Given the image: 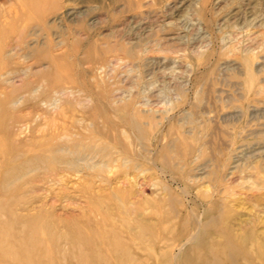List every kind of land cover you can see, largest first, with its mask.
Returning a JSON list of instances; mask_svg holds the SVG:
<instances>
[{
	"label": "rangeland",
	"instance_id": "obj_1",
	"mask_svg": "<svg viewBox=\"0 0 264 264\" xmlns=\"http://www.w3.org/2000/svg\"><path fill=\"white\" fill-rule=\"evenodd\" d=\"M28 1L0 0V140L84 137L134 166L37 177L26 196L60 232L99 221L88 187L101 219L120 194L148 226L184 222L169 264L211 207L264 237V0H47L31 18Z\"/></svg>",
	"mask_w": 264,
	"mask_h": 264
},
{
	"label": "bare ground",
	"instance_id": "obj_2",
	"mask_svg": "<svg viewBox=\"0 0 264 264\" xmlns=\"http://www.w3.org/2000/svg\"><path fill=\"white\" fill-rule=\"evenodd\" d=\"M46 2L29 0L25 4L27 17L38 14ZM249 81L252 76L248 73ZM131 128L137 130V126ZM83 139L69 138L48 149L31 145L27 152L0 140V264H146L148 259L169 264L172 248L183 237L184 222L172 228L162 217L156 228L148 226L133 216L132 207L120 194L115 198L120 216L106 214L101 219V198L90 195L85 187L83 192L99 221H76L62 233L52 215L35 206L37 198L26 196L39 176L46 177L41 181L57 185L65 176L82 175L87 170L101 174L122 159L126 161L119 166H133L128 157H113L109 147L101 148L96 141L85 144ZM214 211L212 207L205 211L191 242L178 248L182 252L179 264H264V237L252 226L234 230L229 209ZM2 215L8 219L1 222Z\"/></svg>",
	"mask_w": 264,
	"mask_h": 264
}]
</instances>
